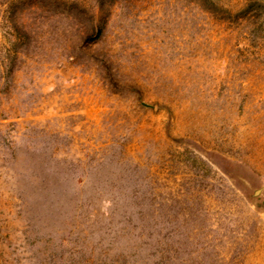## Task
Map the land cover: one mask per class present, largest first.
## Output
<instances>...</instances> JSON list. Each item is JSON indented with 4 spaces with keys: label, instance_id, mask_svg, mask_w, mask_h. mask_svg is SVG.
<instances>
[{
    "label": "rangeland",
    "instance_id": "1",
    "mask_svg": "<svg viewBox=\"0 0 264 264\" xmlns=\"http://www.w3.org/2000/svg\"><path fill=\"white\" fill-rule=\"evenodd\" d=\"M0 264H264V0H0Z\"/></svg>",
    "mask_w": 264,
    "mask_h": 264
}]
</instances>
